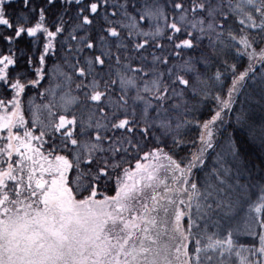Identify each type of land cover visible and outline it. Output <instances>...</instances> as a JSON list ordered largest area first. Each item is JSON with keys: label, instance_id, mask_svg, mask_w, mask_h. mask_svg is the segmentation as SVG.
I'll return each mask as SVG.
<instances>
[{"label": "snow or ice", "instance_id": "6c2138e0", "mask_svg": "<svg viewBox=\"0 0 264 264\" xmlns=\"http://www.w3.org/2000/svg\"><path fill=\"white\" fill-rule=\"evenodd\" d=\"M0 264H264V0H0Z\"/></svg>", "mask_w": 264, "mask_h": 264}, {"label": "trees", "instance_id": "16d2710c", "mask_svg": "<svg viewBox=\"0 0 264 264\" xmlns=\"http://www.w3.org/2000/svg\"><path fill=\"white\" fill-rule=\"evenodd\" d=\"M191 134H192L193 136H195V134H196V133H195V130H193V132H192Z\"/></svg>", "mask_w": 264, "mask_h": 264}]
</instances>
